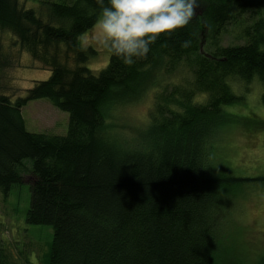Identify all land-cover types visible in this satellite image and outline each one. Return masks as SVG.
Masks as SVG:
<instances>
[{
  "label": "trees",
  "instance_id": "1",
  "mask_svg": "<svg viewBox=\"0 0 264 264\" xmlns=\"http://www.w3.org/2000/svg\"><path fill=\"white\" fill-rule=\"evenodd\" d=\"M16 1L0 0V28H12L51 75L15 101L0 94V192L6 197L20 184L31 161L25 222L51 229L46 264H223L219 211L237 186L264 177L218 174L209 155L224 109L240 99L228 78L257 79L264 107V0H199L198 17L161 35L146 59L125 66L109 55L98 72L84 65L95 52L81 43L96 25V0L52 3L46 20ZM240 22L236 39L244 44L220 46L225 29ZM205 27L209 57L199 46ZM180 63L190 85L160 97L132 142L120 137L110 122L114 107L138 98L151 72ZM195 92L205 102H193ZM36 100L69 115L64 137L26 130L21 109ZM1 252L0 264H13Z\"/></svg>",
  "mask_w": 264,
  "mask_h": 264
},
{
  "label": "rangeland",
  "instance_id": "2",
  "mask_svg": "<svg viewBox=\"0 0 264 264\" xmlns=\"http://www.w3.org/2000/svg\"><path fill=\"white\" fill-rule=\"evenodd\" d=\"M72 1L17 0L16 5L19 10H31L38 18L46 20L47 6L52 3L69 4ZM198 14L200 6L193 19ZM240 24L228 26L218 44L222 47L244 44V40L236 39L242 34ZM95 30L96 25L81 38V43L95 52V56L84 65L98 72L106 66L109 54L94 43L92 37ZM13 31L9 26L0 28V94L11 101L25 97L26 91L36 82L46 81L51 75L50 67L20 47L19 38ZM208 33L209 29L205 27L202 31L203 40L199 44L200 53L205 56L212 52ZM60 56L59 61L63 64L62 53ZM66 64L73 65L70 60ZM151 77H154L153 80L150 78L148 87L138 98L115 106L112 110L110 122L120 131L116 127L113 129L126 141H131L137 130L149 127L156 101L160 97L168 94L174 86L180 91L187 88L192 80L189 69L183 63L171 72L154 70ZM227 83L240 99L238 103L224 109L219 129L212 141L209 163L218 174L250 179L264 177L261 84L257 79L243 82L234 77L228 78ZM194 95L193 102H205V95L196 92ZM21 115L29 133L60 137L67 133L69 115L53 107L48 100L28 102L21 109ZM29 162L27 160L24 163L21 183L13 185L6 197L0 192V252L6 258L10 253L13 264H46L52 231L47 226H32L25 222L30 184L33 181ZM233 195L219 211V220L223 221L220 238L224 248L220 259L223 264H264V181L242 183L236 187Z\"/></svg>",
  "mask_w": 264,
  "mask_h": 264
},
{
  "label": "clouds",
  "instance_id": "3",
  "mask_svg": "<svg viewBox=\"0 0 264 264\" xmlns=\"http://www.w3.org/2000/svg\"><path fill=\"white\" fill-rule=\"evenodd\" d=\"M99 6L92 39L125 66L146 59L161 36L189 24L199 0H96ZM185 40L181 47H188Z\"/></svg>",
  "mask_w": 264,
  "mask_h": 264
}]
</instances>
